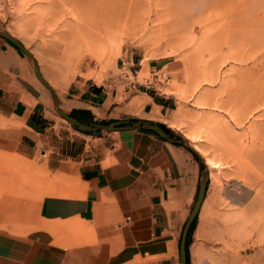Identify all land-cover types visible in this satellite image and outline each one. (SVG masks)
<instances>
[{"label":"rangeland","instance_id":"374dc122","mask_svg":"<svg viewBox=\"0 0 264 264\" xmlns=\"http://www.w3.org/2000/svg\"><path fill=\"white\" fill-rule=\"evenodd\" d=\"M0 29L32 52L57 95L58 81L67 91L81 80L117 85L122 101L139 88L166 99L160 119L199 148L198 185L209 176L186 264H264V225L251 229L264 216L263 182L251 169L264 172V0H0ZM122 59H141L135 85L119 80ZM55 112L63 144L69 131L107 133L83 131ZM210 155L217 166L204 162ZM16 161L0 155V173L22 174ZM239 212L248 219L232 230Z\"/></svg>","mask_w":264,"mask_h":264},{"label":"crops","instance_id":"0c3cea01","mask_svg":"<svg viewBox=\"0 0 264 264\" xmlns=\"http://www.w3.org/2000/svg\"><path fill=\"white\" fill-rule=\"evenodd\" d=\"M62 83L57 100L73 118L165 122L167 100L147 88L122 101L117 85L80 80L66 91ZM55 108L30 56L0 35V155L22 169L0 173V264H180L200 160L144 128L69 131L63 144ZM29 168L37 172L28 176Z\"/></svg>","mask_w":264,"mask_h":264},{"label":"water","instance_id":"95a60500","mask_svg":"<svg viewBox=\"0 0 264 264\" xmlns=\"http://www.w3.org/2000/svg\"><path fill=\"white\" fill-rule=\"evenodd\" d=\"M0 35L8 38L12 42H14L16 45H18L21 49H23L31 58L33 63L34 71L37 75V77L40 79L41 82H43L52 92V95L54 97L57 111L66 118L73 126L78 127L81 130L85 131H97V130H112L117 128H144L151 131H154L155 133L159 134L160 136H163L167 139L173 140V142H177L180 144H183L186 146L191 152H193L200 162H202V157L200 153L192 147V145L189 143V140L184 137L183 135L179 134V138H172L171 133L167 132L164 127L161 125V122L153 120V119H147V118H140V119H124V120H114L111 122H85L81 121L79 119L71 117V115L59 104L57 100V95L55 93V90L53 89V86L48 82V80L43 76L40 67L35 60L32 52L25 47V45L14 35H12L10 32L0 29ZM208 172L205 171L202 173V178L200 180L198 190H197V197L196 201L193 204V207L185 221L181 239H180V264H186L187 263V254H186V242H187V236L189 233V229L197 217L200 207L202 205V202L204 200L206 188H207V182H208Z\"/></svg>","mask_w":264,"mask_h":264},{"label":"bare ground","instance_id":"6f19581e","mask_svg":"<svg viewBox=\"0 0 264 264\" xmlns=\"http://www.w3.org/2000/svg\"><path fill=\"white\" fill-rule=\"evenodd\" d=\"M65 2H66V4H73L74 2H75V0H64ZM106 28V27H105ZM103 34V33H102ZM262 92H264V91H262ZM260 94H261V92H260ZM262 95V94H261ZM263 97V96H262ZM256 99H260V98H256ZM198 139L200 140L201 139V136H199L198 137ZM223 140V139H222ZM261 141V143H262V145H264L263 144V141H262V139L260 140ZM192 145V144H191ZM222 145V144H221ZM192 147L194 148V149H196L197 151L199 150V148L196 146V145H192ZM231 151V150H230ZM204 162L208 165V166H210V167H215V166H217L218 165V161L215 159V157L214 156H212V155H210V156H206L205 157V159H204ZM254 165V164H253ZM252 166V165H251ZM250 166V167H251ZM255 166V167H254ZM253 167H251V169H253L254 171H255V175H257V177H259L261 180H262V184L263 185H261L260 186V188L262 187V186H264V172L262 171V169L260 168V170L258 171V170H255L254 168H257L256 167V165H254ZM258 169V168H257ZM261 183V182H260ZM264 188V187H263ZM259 189V188H258ZM257 189V190H258ZM258 191H260V189L258 190ZM257 191V192H258ZM259 194H261L260 192H258V194L257 195H259ZM263 195H264V193H263ZM261 196V195H260ZM259 196V197H260ZM263 197V196H262ZM264 199V198H263ZM255 203L256 202H251L250 204H247L248 205V207L249 208H254L255 207ZM259 204H262V203H259ZM264 204V203H263ZM262 204V205H263ZM247 207V208H248ZM245 208V207H244ZM243 208V209H244ZM243 209H242V211H243ZM248 210V209H247ZM240 211V210H239ZM245 211V210H244ZM263 211H264V209H263ZM247 212V211H246ZM258 213V212H257ZM253 214V213H252ZM243 213L242 212H239L238 214H235L232 218H234V223L230 226L231 227V229L233 230V229H236V226H237V223L239 222V225H242V223H245L246 221H247V219L248 218H244L246 221H244L243 220ZM249 216V215H248ZM247 216V217H248ZM254 220V219H253ZM224 221V220H223ZM240 221H244V222H241L240 223ZM255 221H257L256 222V224H254L255 225V228H252V224H253V222H252V224L251 225H249V226H251V229L254 231V232H257V234L259 233V231H261L262 229H263V227H261V225H264V216H263V219L262 218H259V219H257V220H255ZM226 222V221H225ZM250 222H251V220H250ZM229 226H226V228L228 229V228H230ZM238 230V229H237ZM239 230H240V226H239ZM244 230V229H243ZM264 230V229H263ZM262 230V231H263ZM261 231V233H262V235H264V233ZM225 232V231H224ZM246 232V231H245ZM244 234V233H243ZM242 234V235H243ZM256 235V234H255ZM231 237H232V234H231ZM230 237V238H231ZM257 237H259V235H257ZM260 238V240H261V237H259ZM259 238L257 239V240H259ZM263 238H264V236H263ZM229 239V238H228ZM238 240H239V238H238ZM237 240V241H238ZM235 240H233V242H234ZM262 241H264V240H262ZM236 242V241H235ZM227 244L229 243V242H226ZM234 246V245H233ZM233 248V247H232ZM237 251V250H236ZM236 254V253H235Z\"/></svg>","mask_w":264,"mask_h":264},{"label":"built area","instance_id":"2783aa9c","mask_svg":"<svg viewBox=\"0 0 264 264\" xmlns=\"http://www.w3.org/2000/svg\"><path fill=\"white\" fill-rule=\"evenodd\" d=\"M141 66V63L140 61H138V65L137 67H135V64L128 61V60H125V59H122L121 61V71L120 73L118 74V78L120 81H127L128 79H130V82L131 83H136V81H138V79H136L137 75H138V70ZM152 70H153V74L156 73V69H155V66L152 67ZM130 75H132L133 77H130Z\"/></svg>","mask_w":264,"mask_h":264},{"label":"trees","instance_id":"16d2710c","mask_svg":"<svg viewBox=\"0 0 264 264\" xmlns=\"http://www.w3.org/2000/svg\"><path fill=\"white\" fill-rule=\"evenodd\" d=\"M70 115H71L72 117H75V115H74L73 113H70ZM79 120H81V121H95V120L93 119V117H92L91 115H89V114H88V115L83 114L81 117H79ZM161 125L164 127V129H165L167 132H170V133H171V130H170V129H169L164 123L161 122ZM88 132H89V131H88ZM196 219H197V217H196L195 220L193 221V223H192V225H191V227H190V229H189L188 236H187V242H186L187 261H188V252H189L188 247H189V244H190L192 231H193V229H194V227H195Z\"/></svg>","mask_w":264,"mask_h":264}]
</instances>
